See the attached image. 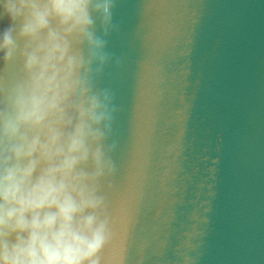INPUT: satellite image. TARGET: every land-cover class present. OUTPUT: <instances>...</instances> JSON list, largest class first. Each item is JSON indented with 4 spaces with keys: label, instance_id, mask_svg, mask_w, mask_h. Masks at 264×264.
Returning a JSON list of instances; mask_svg holds the SVG:
<instances>
[{
    "label": "water",
    "instance_id": "water-1",
    "mask_svg": "<svg viewBox=\"0 0 264 264\" xmlns=\"http://www.w3.org/2000/svg\"><path fill=\"white\" fill-rule=\"evenodd\" d=\"M114 21L104 264H264V0H116Z\"/></svg>",
    "mask_w": 264,
    "mask_h": 264
},
{
    "label": "clouds",
    "instance_id": "clouds-1",
    "mask_svg": "<svg viewBox=\"0 0 264 264\" xmlns=\"http://www.w3.org/2000/svg\"><path fill=\"white\" fill-rule=\"evenodd\" d=\"M116 0H0V264H104Z\"/></svg>",
    "mask_w": 264,
    "mask_h": 264
}]
</instances>
